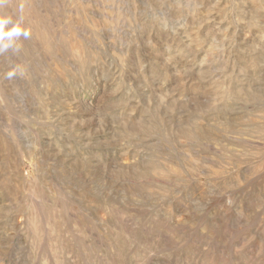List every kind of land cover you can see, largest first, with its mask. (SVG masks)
Listing matches in <instances>:
<instances>
[{
	"label": "rangeland",
	"instance_id": "374dc122",
	"mask_svg": "<svg viewBox=\"0 0 264 264\" xmlns=\"http://www.w3.org/2000/svg\"><path fill=\"white\" fill-rule=\"evenodd\" d=\"M0 264H264V0H0Z\"/></svg>",
	"mask_w": 264,
	"mask_h": 264
}]
</instances>
